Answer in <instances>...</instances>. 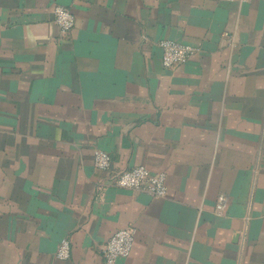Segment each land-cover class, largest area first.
<instances>
[{
	"label": "crops",
	"instance_id": "crops-1",
	"mask_svg": "<svg viewBox=\"0 0 264 264\" xmlns=\"http://www.w3.org/2000/svg\"><path fill=\"white\" fill-rule=\"evenodd\" d=\"M140 165L165 197L111 179ZM127 227L117 264H264V0H0V264H106Z\"/></svg>",
	"mask_w": 264,
	"mask_h": 264
},
{
	"label": "built area",
	"instance_id": "built-area-1",
	"mask_svg": "<svg viewBox=\"0 0 264 264\" xmlns=\"http://www.w3.org/2000/svg\"><path fill=\"white\" fill-rule=\"evenodd\" d=\"M55 22L63 35H69L75 27V16L66 6H56L54 10ZM160 46L163 51V64L165 67H174L186 62L195 54L196 48L172 40H162ZM94 165L98 170L109 171L112 168V159L108 152L96 150ZM113 182L121 187L133 190H142L153 197H165L168 193L167 176L165 173H153L144 165L132 169L121 170L111 176ZM135 229L127 227L112 234L104 247L106 264H117L120 258H128L135 243ZM71 240L64 238L57 251L60 260H68L71 257Z\"/></svg>",
	"mask_w": 264,
	"mask_h": 264
}]
</instances>
